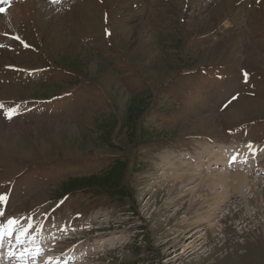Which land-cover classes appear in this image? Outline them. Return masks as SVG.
I'll use <instances>...</instances> for the list:
<instances>
[{
  "label": "rangeland",
  "instance_id": "rangeland-1",
  "mask_svg": "<svg viewBox=\"0 0 264 264\" xmlns=\"http://www.w3.org/2000/svg\"><path fill=\"white\" fill-rule=\"evenodd\" d=\"M197 1L0 0V264H264V0Z\"/></svg>",
  "mask_w": 264,
  "mask_h": 264
},
{
  "label": "trees",
  "instance_id": "trees-1",
  "mask_svg": "<svg viewBox=\"0 0 264 264\" xmlns=\"http://www.w3.org/2000/svg\"><path fill=\"white\" fill-rule=\"evenodd\" d=\"M105 24L107 25L104 28V32L107 34V37H111V31H110V25H111V15H109V13L105 12ZM216 68V67H215ZM215 68H212L211 70L214 71ZM217 68H220L222 70L225 69L224 66L222 65H218ZM42 71H46L48 72L49 70L46 69H42ZM70 72V71H68ZM73 74L77 75V73H75L74 71H71ZM220 80V78H219ZM221 81V80H220ZM47 82H40L41 85L46 84ZM63 83L60 84H54L52 83L51 86H55V87H60ZM67 87L71 86V82H67L65 83ZM75 88L74 90L69 89L67 92H59V93H55L54 95L51 96H46V97H32L29 98L28 101H23V100H19L16 99L14 100L12 103L15 106L20 105L21 103H28V104H35L38 103V101H43V103H48L51 102L53 100H65L67 98H71L73 95H75ZM140 105H138L139 107ZM136 109V111H131L129 113H132V117L136 116L135 119V123L134 126L136 127V125L139 123V119L141 117V113L139 114L138 112L140 111L138 108ZM144 110V109H143ZM138 114V116H137ZM131 116V114H130ZM14 122L8 123V124H14ZM49 123V122H47ZM115 124H111V126L107 127L108 128V133H110V131L113 130ZM133 127V131L136 130V128ZM238 131H240V129H238ZM232 132V130H231ZM134 137L135 134L133 133ZM137 139L139 140H145V137L140 135L137 137ZM89 159V158H87ZM127 169V164L125 161H123L122 159L119 158H113L111 162H109V164L107 165V167L105 168V171L98 175H93V176H88V177H80V178H69L66 180V182H63V184H61V188L59 190L58 195L55 196L54 201L57 203L59 201H61V199L65 198V196L67 195H74L77 192H81V191H85L88 193H93V194H105L108 197H112V196H117L120 199H126L128 201H131V196L129 195V193L127 194L125 192V184H123L122 180H123V176L124 173ZM16 176L14 178H11L9 181L15 179ZM12 184V183H11Z\"/></svg>",
  "mask_w": 264,
  "mask_h": 264
},
{
  "label": "snow or ice",
  "instance_id": "snow-or-ice-1",
  "mask_svg": "<svg viewBox=\"0 0 264 264\" xmlns=\"http://www.w3.org/2000/svg\"><path fill=\"white\" fill-rule=\"evenodd\" d=\"M51 2L52 3H58L59 0H51ZM5 11H6L5 8L0 7V14H4ZM232 99H236V97L233 96ZM0 107H2V106H0ZM6 115L8 116L9 119L11 118V113H6ZM6 196H7L6 193L5 194H0V205H3L4 203H6ZM16 223H17V221H15L12 218H9L5 225L0 226V239H3L5 236H11L13 234V230L15 228ZM29 227H31V225H29ZM24 231H27V229H24L21 232V235H23ZM17 239H19V236L17 237ZM27 254H29L28 250H25L24 252L20 253L21 256H24V255H27ZM46 264H51V262L50 261H46Z\"/></svg>",
  "mask_w": 264,
  "mask_h": 264
},
{
  "label": "bare ground",
  "instance_id": "bare-ground-1",
  "mask_svg": "<svg viewBox=\"0 0 264 264\" xmlns=\"http://www.w3.org/2000/svg\"><path fill=\"white\" fill-rule=\"evenodd\" d=\"M2 16V15H1ZM1 16H0V18H1ZM5 21V20H4ZM245 102V101H244ZM191 176V175H190ZM208 179V178H207ZM241 180V179H240ZM238 184H245L244 183V180L241 182V181H238ZM211 186L213 185L212 183L210 184ZM241 187V186H240ZM194 191V190H193ZM190 192V191H189ZM194 193L196 194V191H194ZM191 194H193V193H191ZM192 196V195H191ZM212 198V197H211ZM215 199V198H214ZM191 248V247H190ZM264 248V247H263ZM8 251V250H7ZM2 253H0V259H1V262H3V259H4V257L1 255ZM248 255H249V252H248V254H246L245 256H243V254H242V256H240V257H242L241 258V260L243 259V264H249L248 262H246L247 261V257H248ZM6 258H7V260L9 261L10 260V258L12 257V255H10V254H8V255H6L5 256ZM46 257V256H45ZM37 258V257H36ZM38 259V258H37ZM226 259H228V258H226ZM46 260V259H45ZM244 260H246V261H244ZM232 261H230V260H225V263L224 264H232L231 263ZM234 262V261H233ZM66 264V263H65Z\"/></svg>",
  "mask_w": 264,
  "mask_h": 264
}]
</instances>
